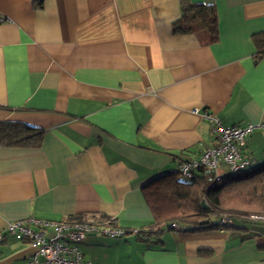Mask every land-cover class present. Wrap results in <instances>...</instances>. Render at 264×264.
Wrapping results in <instances>:
<instances>
[{
  "label": "crops",
  "instance_id": "crops-1",
  "mask_svg": "<svg viewBox=\"0 0 264 264\" xmlns=\"http://www.w3.org/2000/svg\"><path fill=\"white\" fill-rule=\"evenodd\" d=\"M189 2L214 6L215 42L173 31L180 0H0V122L43 130L39 147L0 146V230L85 213L145 230L142 186L214 143L203 112L223 126L264 122V0ZM242 153L264 163V129ZM79 248L86 264H264V222L149 241L92 233ZM33 250L6 236L0 264Z\"/></svg>",
  "mask_w": 264,
  "mask_h": 264
},
{
  "label": "trees",
  "instance_id": "trees-1",
  "mask_svg": "<svg viewBox=\"0 0 264 264\" xmlns=\"http://www.w3.org/2000/svg\"><path fill=\"white\" fill-rule=\"evenodd\" d=\"M180 2L181 17L174 23L173 31L194 32L205 36L209 43L215 42L218 31L214 6L191 4L189 0ZM254 41L257 48L254 59L257 60L264 54V40L255 36ZM42 139L41 129L20 122H0V146L39 147ZM206 174V170L201 168L191 181L168 174L142 186V195L151 210L153 221L150 227L136 233L138 239L149 241L171 229V223L192 230L220 229L217 221L222 215L231 217L234 223L247 221L250 214L264 215V163L214 184L206 181ZM201 221L206 223L200 224Z\"/></svg>",
  "mask_w": 264,
  "mask_h": 264
},
{
  "label": "built area",
  "instance_id": "built-area-1",
  "mask_svg": "<svg viewBox=\"0 0 264 264\" xmlns=\"http://www.w3.org/2000/svg\"><path fill=\"white\" fill-rule=\"evenodd\" d=\"M196 111V109L194 110ZM202 116L212 124L214 143L205 148L197 158L182 160L169 169V174L177 175L184 181H191L201 168L207 172L206 181L214 184L220 179L239 173L252 164V159L243 155L242 146L249 132L262 128L264 122L249 123L244 126H223L209 112ZM224 165L226 172L219 173L218 167ZM251 221L264 222L263 214H250ZM220 229L234 225L227 215L219 217ZM171 229H181L182 225L171 223ZM141 230L126 229L111 224L99 213H85L69 221H52L28 218L7 222L0 230V240L8 236L16 240H26L34 248L24 264H86L79 244L88 234H100L109 238H121L128 232L136 234Z\"/></svg>",
  "mask_w": 264,
  "mask_h": 264
},
{
  "label": "water",
  "instance_id": "water-1",
  "mask_svg": "<svg viewBox=\"0 0 264 264\" xmlns=\"http://www.w3.org/2000/svg\"><path fill=\"white\" fill-rule=\"evenodd\" d=\"M204 223H206V221H201V222H200V224H204Z\"/></svg>",
  "mask_w": 264,
  "mask_h": 264
},
{
  "label": "rangeland",
  "instance_id": "rangeland-1",
  "mask_svg": "<svg viewBox=\"0 0 264 264\" xmlns=\"http://www.w3.org/2000/svg\"><path fill=\"white\" fill-rule=\"evenodd\" d=\"M180 179V178H179Z\"/></svg>",
  "mask_w": 264,
  "mask_h": 264
}]
</instances>
